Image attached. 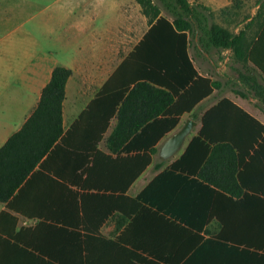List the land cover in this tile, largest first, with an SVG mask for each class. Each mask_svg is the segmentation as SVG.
<instances>
[{"label":"crops","instance_id":"obj_1","mask_svg":"<svg viewBox=\"0 0 264 264\" xmlns=\"http://www.w3.org/2000/svg\"><path fill=\"white\" fill-rule=\"evenodd\" d=\"M56 2L19 4L16 25L0 37V148L31 117L58 66L72 70L63 103L65 132L95 100H100L96 112L119 109L116 96L134 82L132 70L142 69L139 78L176 91L191 73L183 53L168 50L173 39L145 40L152 24L137 0ZM176 42L183 47L182 40ZM134 52L138 55L123 67ZM196 57L200 75L220 79L219 65L204 72ZM224 87L198 104L196 110L205 108L197 130L178 155L164 159L161 146L191 114L179 115V125L159 142L153 162L124 196L114 198V211L99 228L84 227L78 216L75 224L74 199L51 181L32 182L17 210L0 201V264H264V148H249L247 139L241 149L224 147L212 154L216 143L238 138L228 111L209 121L211 152L205 156L209 140L202 138L188 151L187 169L173 171V163L200 136L204 114L223 98L264 124V112L249 90L243 89L246 96L234 90L233 96L222 95ZM117 121L115 114L98 145L102 152L110 153L107 139ZM133 153L123 149L120 155Z\"/></svg>","mask_w":264,"mask_h":264},{"label":"trees","instance_id":"obj_2","mask_svg":"<svg viewBox=\"0 0 264 264\" xmlns=\"http://www.w3.org/2000/svg\"><path fill=\"white\" fill-rule=\"evenodd\" d=\"M137 1L152 24L145 40L153 35L173 39L168 50L174 54L183 53L191 71L189 77L179 91L171 85L168 91L139 78L142 69H136L135 73L132 70L134 82L128 83L116 96L118 103L122 101L119 109L99 108L96 112L95 106L100 100H95L65 132L63 103L72 70L56 67L31 117L0 148V201L7 203L9 208L19 209L20 198L35 180L51 181L57 185L58 191L74 199L75 224L78 216L84 227L99 228L114 211V198L124 196L153 162V155L159 151L157 145L177 128L180 114L190 113L196 120L195 108L201 101L215 90L224 91V86L232 85L241 96H246L244 88L249 90L264 112V20H259L255 28L248 22L234 32L216 23L213 12L202 3L190 0ZM176 39L183 41V47L181 42H176L181 40ZM189 48L194 50V55H189ZM214 51L219 55L231 52L230 66L238 75L235 80L224 82L199 74L193 62L195 55H212ZM137 55L134 52L123 67ZM122 69L118 70L119 73ZM180 71L187 74L184 67H180ZM132 84L134 86L130 89ZM223 109L229 112L227 122L238 138L216 143L213 155L219 148L241 149L242 142L247 139L251 141L249 148H264V124L226 97L204 114L200 136L193 138L184 155L173 163V171L178 167L187 169L188 151L190 153L194 143L202 138L209 140L204 146L205 156L211 152L210 143L214 141L209 121ZM115 114L118 121L107 139L108 154L99 150L98 145ZM123 149L134 150V153L121 156ZM113 153L118 155H111ZM160 178L159 175L151 189Z\"/></svg>","mask_w":264,"mask_h":264},{"label":"rangeland","instance_id":"obj_3","mask_svg":"<svg viewBox=\"0 0 264 264\" xmlns=\"http://www.w3.org/2000/svg\"><path fill=\"white\" fill-rule=\"evenodd\" d=\"M25 1H44L48 4H52L54 0H0V37L5 35L8 30H11L13 25H16L18 5L24 3ZM194 2L202 3L209 7V9L214 14V21L218 24L228 27L234 32H238L248 22L252 25V28H255L259 20H264V0H195ZM258 15L260 17L257 20ZM254 31L255 29L251 31V33ZM230 56V51H226L220 55L214 51L212 55H198V57H196V64L199 69L204 72L209 70L212 71L213 63L218 64V67L220 68L215 69V71L218 72V75H216L218 76L217 78H220L224 82L228 80L231 81L233 79L235 80L238 75L236 71L230 66ZM232 86H229L226 89V92H224L222 95L233 96L234 88ZM204 108L205 107H200L196 110V115L198 117L196 119L197 122H200ZM189 118L193 119L191 115H186L182 125ZM182 125H180V127ZM197 128L198 125L194 127L193 131L197 130Z\"/></svg>","mask_w":264,"mask_h":264},{"label":"water","instance_id":"obj_4","mask_svg":"<svg viewBox=\"0 0 264 264\" xmlns=\"http://www.w3.org/2000/svg\"><path fill=\"white\" fill-rule=\"evenodd\" d=\"M197 125L198 122L196 120L187 119L186 123L178 131L165 140L159 151L160 156L164 159H170L177 155Z\"/></svg>","mask_w":264,"mask_h":264}]
</instances>
